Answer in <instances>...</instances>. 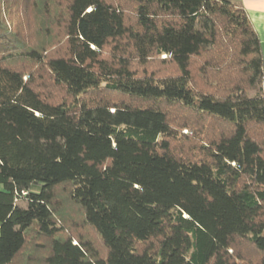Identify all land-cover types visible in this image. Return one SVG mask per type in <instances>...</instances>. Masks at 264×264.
<instances>
[{
  "label": "trees",
  "instance_id": "obj_1",
  "mask_svg": "<svg viewBox=\"0 0 264 264\" xmlns=\"http://www.w3.org/2000/svg\"><path fill=\"white\" fill-rule=\"evenodd\" d=\"M0 264H264L239 2L0 0Z\"/></svg>",
  "mask_w": 264,
  "mask_h": 264
},
{
  "label": "crops",
  "instance_id": "obj_2",
  "mask_svg": "<svg viewBox=\"0 0 264 264\" xmlns=\"http://www.w3.org/2000/svg\"><path fill=\"white\" fill-rule=\"evenodd\" d=\"M239 2L245 9L251 24L253 25L264 57V0H232Z\"/></svg>",
  "mask_w": 264,
  "mask_h": 264
}]
</instances>
